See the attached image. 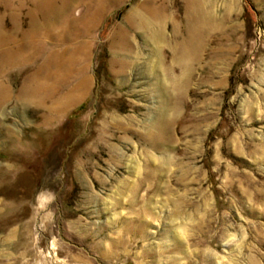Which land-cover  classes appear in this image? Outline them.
Returning <instances> with one entry per match:
<instances>
[{
    "label": "rangeland",
    "instance_id": "obj_1",
    "mask_svg": "<svg viewBox=\"0 0 264 264\" xmlns=\"http://www.w3.org/2000/svg\"><path fill=\"white\" fill-rule=\"evenodd\" d=\"M0 264H264V0H0Z\"/></svg>",
    "mask_w": 264,
    "mask_h": 264
},
{
    "label": "bare ground",
    "instance_id": "obj_2",
    "mask_svg": "<svg viewBox=\"0 0 264 264\" xmlns=\"http://www.w3.org/2000/svg\"><path fill=\"white\" fill-rule=\"evenodd\" d=\"M153 13L155 14L156 12L153 10ZM73 25V22H71L70 20H69V22H68V24H67V26L65 25V27L67 28H65V31H70V27ZM35 27H34V29L32 30V33L31 32H28V33H22V36H24V38H25V40H28L27 39V37H45V38H50L49 36H51V35H47V34H42V33H39V32H37V31H39L40 29H39V26H38V28H37V25H34ZM162 32L163 31H161V30H158V31H156L154 34H153V36H154V40H156V42H157V44L159 45V44H161V43H163L164 42V40H165V37H164V35L162 34ZM67 36V37H66ZM68 37H70V36H68L66 33L65 34H59V35H57V36H51V39H56V40H60V42H58L57 43V45H62L63 46V44L65 43V41L66 40H68ZM22 39H23V37H22ZM72 39H74L73 38V36H72ZM10 40V39H9ZM9 40H7V38H5L4 37V39H2V41H8L9 42ZM27 43H30V42H27ZM27 43H23V44H21V47H23L25 44H27ZM31 46V44H28L27 45V48H29Z\"/></svg>",
    "mask_w": 264,
    "mask_h": 264
}]
</instances>
